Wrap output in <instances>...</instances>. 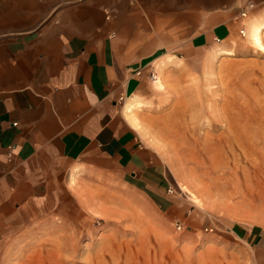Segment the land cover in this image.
Listing matches in <instances>:
<instances>
[{
	"label": "crops",
	"instance_id": "obj_1",
	"mask_svg": "<svg viewBox=\"0 0 264 264\" xmlns=\"http://www.w3.org/2000/svg\"><path fill=\"white\" fill-rule=\"evenodd\" d=\"M248 1L250 16L263 11L264 0H0V250L48 213L90 234L78 211L90 213L93 181L161 179L132 120L151 97L146 70L235 34ZM246 235L264 264V236Z\"/></svg>",
	"mask_w": 264,
	"mask_h": 264
},
{
	"label": "rangeland",
	"instance_id": "obj_2",
	"mask_svg": "<svg viewBox=\"0 0 264 264\" xmlns=\"http://www.w3.org/2000/svg\"><path fill=\"white\" fill-rule=\"evenodd\" d=\"M256 19L264 9L244 20L246 36L238 28L155 63L163 88L152 81L132 120L159 157L160 180L93 181L90 213L78 211L90 234L48 213L11 230L0 264H56L53 253L59 264H257L246 235L264 236V52L248 34Z\"/></svg>",
	"mask_w": 264,
	"mask_h": 264
},
{
	"label": "built area",
	"instance_id": "obj_3",
	"mask_svg": "<svg viewBox=\"0 0 264 264\" xmlns=\"http://www.w3.org/2000/svg\"><path fill=\"white\" fill-rule=\"evenodd\" d=\"M255 8H256V3L255 2H253V1L246 2L244 7H243V9L238 14L237 20L238 21L246 20L250 16L251 11H253ZM107 17H109V16H107ZM240 34H242V36H246V26L245 25L240 28ZM216 39L218 41H220V39H218V38H216ZM136 74L142 76V75H144V72H143V70H139V71H136ZM145 74H147V76L150 78L151 81H153V82L156 81L157 72L154 69V66L151 65L150 67H148V69L146 70ZM178 226H179L180 229L182 228V224L178 225Z\"/></svg>",
	"mask_w": 264,
	"mask_h": 264
},
{
	"label": "bare ground",
	"instance_id": "obj_4",
	"mask_svg": "<svg viewBox=\"0 0 264 264\" xmlns=\"http://www.w3.org/2000/svg\"><path fill=\"white\" fill-rule=\"evenodd\" d=\"M263 30H264V27L262 26H256L253 30H251V32H250V36H249V38H250V40L253 42V44H255V46H257L258 48H259V50H261V51H263L264 52V44H263V38H262V35H263ZM246 35H247V31H246ZM226 54H231V53H226ZM158 85H162L161 84V82H160V80H158L157 81V79H156V81H155ZM133 105H129L128 106V111L129 112H133V107H132ZM136 119H134V121H135ZM136 122V121H135ZM58 243H60V242H58ZM61 244V243H60ZM60 249H62L63 250V248L62 247H58L57 249H56V251L57 250H60ZM59 252V251H58ZM61 253V252H60ZM60 253H59V255H60ZM62 254V253H61ZM54 255V256H53ZM53 255H51V257H55V263L56 264H59V261H58V259L60 260L61 259V257H59L58 255H56V254H54L53 253ZM38 259V258H37ZM39 259H40V257H39ZM34 261V260H33ZM56 261H58V262H56Z\"/></svg>",
	"mask_w": 264,
	"mask_h": 264
}]
</instances>
